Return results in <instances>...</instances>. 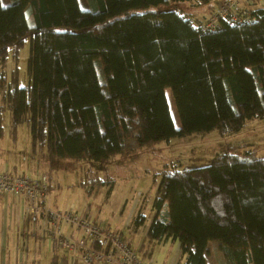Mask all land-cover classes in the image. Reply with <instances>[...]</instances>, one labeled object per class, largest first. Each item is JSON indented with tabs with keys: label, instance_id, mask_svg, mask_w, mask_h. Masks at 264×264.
Listing matches in <instances>:
<instances>
[{
	"label": "trees",
	"instance_id": "trees-1",
	"mask_svg": "<svg viewBox=\"0 0 264 264\" xmlns=\"http://www.w3.org/2000/svg\"><path fill=\"white\" fill-rule=\"evenodd\" d=\"M184 1L0 0V65L29 42L28 84L5 86L0 73L12 124L25 121L32 144L46 146L50 159L93 163L263 118L264 7L242 23L203 31L171 6ZM107 184L113 179L98 173L81 180L88 194ZM151 210L149 245L178 242L180 264H206L210 242L224 264H264V157L252 149L165 169ZM144 220L138 214L133 225Z\"/></svg>",
	"mask_w": 264,
	"mask_h": 264
},
{
	"label": "rangeland",
	"instance_id": "rangeland-1",
	"mask_svg": "<svg viewBox=\"0 0 264 264\" xmlns=\"http://www.w3.org/2000/svg\"><path fill=\"white\" fill-rule=\"evenodd\" d=\"M219 1L210 0L209 3L213 8ZM80 2L83 3L84 0ZM171 6L185 14H192L196 21L212 9L198 4L197 0L172 3ZM257 6L264 7V2H259ZM28 54L29 42L25 40L18 48L16 57L9 54L4 66L0 65L5 86L13 82L19 86L28 84ZM165 93L175 127L179 128L181 120L168 87L165 88ZM243 148L252 149L254 155L264 157V117L246 120L238 131L221 134L217 129H213L204 134L173 136L168 141L151 142L135 151L119 153L102 162L88 163L69 158L50 159L46 146L32 144L25 121L15 126L12 124L9 108L2 100L0 90V165L8 167L7 170L16 174H25L48 183L51 208L77 213L88 209L92 221L98 226L120 230L138 254L141 252L145 264H148L149 260L151 264L167 262L176 250L177 242L170 240L149 245L144 233L153 216L151 202L162 172L169 168L183 169L203 165L216 153H240ZM95 173L109 176L113 179V185L111 188L108 184L100 186L88 194L86 188L81 185V180ZM138 214H142L145 220L135 227L133 219ZM37 219L45 221L40 216ZM45 226L49 228L48 224ZM51 243L55 244L54 240ZM22 250L25 249L20 247L19 252ZM67 250H56V262L53 261L52 250L48 247L41 249L39 253L38 249L34 250V255L39 260L38 264H75V256L72 257V262H69L70 250ZM143 252L147 253L146 257Z\"/></svg>",
	"mask_w": 264,
	"mask_h": 264
},
{
	"label": "built area",
	"instance_id": "built-area-1",
	"mask_svg": "<svg viewBox=\"0 0 264 264\" xmlns=\"http://www.w3.org/2000/svg\"><path fill=\"white\" fill-rule=\"evenodd\" d=\"M259 2L264 0H220L195 24L203 31H210L222 22L242 23L252 16ZM49 189L48 183L39 179L12 170H0V192L22 198L24 217L43 218L44 225L50 227L45 226V231L55 244L73 253L75 264H145L141 252L138 254L120 230L98 226L88 209L77 213L51 208ZM62 225L70 228V232H63Z\"/></svg>",
	"mask_w": 264,
	"mask_h": 264
},
{
	"label": "crops",
	"instance_id": "crops-1",
	"mask_svg": "<svg viewBox=\"0 0 264 264\" xmlns=\"http://www.w3.org/2000/svg\"><path fill=\"white\" fill-rule=\"evenodd\" d=\"M6 169H8V167L4 168L0 165V170ZM22 203L23 200L21 197H15L9 193L0 192V264H38L39 260H37V258L35 257L34 250L38 249L39 253L40 250L45 247H48L52 250L54 257L53 261L56 262L58 258V252L56 250L65 249L55 247L56 245L51 243V241L53 242V239L51 235H49V233L45 231L43 220L34 217L23 216ZM61 228L65 233H69L71 230L64 225H62ZM146 229L147 227H145L144 233H146ZM20 247L24 248L25 250L19 252ZM175 249L176 250L173 256L170 257L167 262H164L162 264L181 263V255L178 242L176 243ZM68 252L69 262H72L73 253L70 251ZM151 253L152 251L150 252V255ZM21 255L22 262L20 263ZM205 262L206 264H224V257L217 242L208 243L205 253Z\"/></svg>",
	"mask_w": 264,
	"mask_h": 264
}]
</instances>
